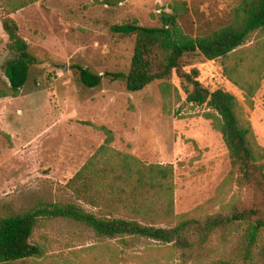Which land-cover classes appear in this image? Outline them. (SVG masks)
<instances>
[{"label": "rangeland", "instance_id": "obj_1", "mask_svg": "<svg viewBox=\"0 0 264 264\" xmlns=\"http://www.w3.org/2000/svg\"><path fill=\"white\" fill-rule=\"evenodd\" d=\"M104 1L39 0L11 15L39 64L31 68L17 97L0 99V219L57 203L97 213L67 187L104 140L102 132L84 122L110 129L111 148L146 164L172 166L175 221L226 214L258 202V195L236 187L221 135L203 116L207 107L185 102L176 75L170 79L173 89L166 106L159 81L134 93L120 80L105 78L92 88L79 81L75 65L99 75L127 73L135 38L114 34L110 27L133 20L158 27V14L169 13L173 0ZM184 1L188 13L179 23L196 36L225 25L241 0ZM3 15L0 8V18ZM261 40L264 36L253 34L245 48ZM7 43L0 22L3 83L4 64L11 57ZM221 66V60L199 54L182 59L184 72L197 69L204 88L222 89L238 99L257 144L264 148V78L249 108L243 93L222 75ZM245 229L241 223L212 234L197 264H257L264 234L252 248L251 261L246 258ZM126 240L124 244L120 238L99 237L70 219L41 217L31 239L41 254L12 264H182L171 244Z\"/></svg>", "mask_w": 264, "mask_h": 264}, {"label": "trees", "instance_id": "obj_2", "mask_svg": "<svg viewBox=\"0 0 264 264\" xmlns=\"http://www.w3.org/2000/svg\"><path fill=\"white\" fill-rule=\"evenodd\" d=\"M39 0H0L4 15L1 27L8 37L11 57L4 64L6 82H0V99L17 97L26 84L30 70L39 60L19 34L11 15ZM106 4L113 0H105ZM170 12H160L158 27L139 25L136 20L110 27L114 34L134 36V48L127 73L95 74L75 65L79 81L85 87H97L103 79L124 82L134 93L159 81L164 106L169 101L176 75L183 84L185 102L206 106L203 116L220 133L231 166L230 175L238 188L258 195L259 201L229 213L204 218L181 217L175 221L174 181L171 165L146 164L110 147L113 132L106 126L84 124L104 135L103 143L68 180L67 187L76 198L97 210L87 212L72 204H53L48 208L29 210L0 219V264H12L41 254L32 244L34 230L41 217L66 218L92 230L97 236L149 239L171 244L182 264H197L210 236L236 224H245L246 258L254 261L252 248L264 234V148L255 139L243 106L228 91H209L199 82V72L182 68V59L199 54L209 61L221 60V73L243 93L244 104L252 108L253 97L264 78V40L245 48L253 34L264 36V0H241L228 22L208 33L192 36L179 20L188 13L184 0H173ZM257 264H264V247L257 253ZM259 261V262H258Z\"/></svg>", "mask_w": 264, "mask_h": 264}, {"label": "water", "instance_id": "obj_3", "mask_svg": "<svg viewBox=\"0 0 264 264\" xmlns=\"http://www.w3.org/2000/svg\"><path fill=\"white\" fill-rule=\"evenodd\" d=\"M63 69L65 70L66 69V66H64Z\"/></svg>", "mask_w": 264, "mask_h": 264}]
</instances>
